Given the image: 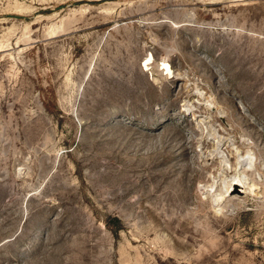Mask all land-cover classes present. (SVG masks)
Wrapping results in <instances>:
<instances>
[{"label": "rangeland", "instance_id": "rangeland-1", "mask_svg": "<svg viewBox=\"0 0 264 264\" xmlns=\"http://www.w3.org/2000/svg\"><path fill=\"white\" fill-rule=\"evenodd\" d=\"M0 264H264V0H0Z\"/></svg>", "mask_w": 264, "mask_h": 264}, {"label": "bare ground", "instance_id": "bare-ground-1", "mask_svg": "<svg viewBox=\"0 0 264 264\" xmlns=\"http://www.w3.org/2000/svg\"><path fill=\"white\" fill-rule=\"evenodd\" d=\"M45 1V0H40ZM15 10L17 11H23L22 6L17 3L14 5ZM152 60V55L148 54L147 57L143 61V65H147ZM162 70H165L166 73L169 72L170 67L167 62L161 63ZM235 159L233 163V170L232 173L229 175H226L223 170H221L219 173H216L214 176L211 177V180L206 186L205 192L211 199V202L214 206H219L221 203V200L223 197L229 192L233 182H245L246 175L242 169V167H251L253 163V152L246 148L242 152L236 151L235 152ZM233 183V184H232ZM219 208V207H218ZM217 208V209H218Z\"/></svg>", "mask_w": 264, "mask_h": 264}, {"label": "water", "instance_id": "water-1", "mask_svg": "<svg viewBox=\"0 0 264 264\" xmlns=\"http://www.w3.org/2000/svg\"><path fill=\"white\" fill-rule=\"evenodd\" d=\"M233 185H236V183H234Z\"/></svg>", "mask_w": 264, "mask_h": 264}]
</instances>
